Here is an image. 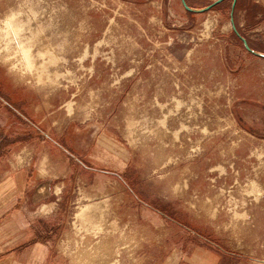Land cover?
<instances>
[{
  "label": "rangeland",
  "instance_id": "obj_1",
  "mask_svg": "<svg viewBox=\"0 0 264 264\" xmlns=\"http://www.w3.org/2000/svg\"><path fill=\"white\" fill-rule=\"evenodd\" d=\"M232 4L0 0V77L47 108L4 119L0 154L34 147L46 117L76 160L96 149L109 165L76 177L43 244L11 264H264V0ZM5 200L0 241L2 205H31Z\"/></svg>",
  "mask_w": 264,
  "mask_h": 264
},
{
  "label": "crops",
  "instance_id": "obj_2",
  "mask_svg": "<svg viewBox=\"0 0 264 264\" xmlns=\"http://www.w3.org/2000/svg\"><path fill=\"white\" fill-rule=\"evenodd\" d=\"M0 79L2 87L0 90L1 144L5 139L12 138L11 134H16L9 127L5 128L4 119L8 117V120L14 118L33 122L34 119L41 117L40 113L46 111L47 108H42L43 100L40 104H36L37 97L42 96L28 90L27 82L19 80L11 72H7ZM4 115L7 116L4 117ZM46 119L43 117L38 126H33V131L40 134L38 138L36 137L38 142L35 141L34 147L30 148L25 145L14 155L11 151L15 147L7 145V141L4 143L7 146H3L5 149L2 147L4 151L0 154V162L7 160L9 167L2 172L0 196L3 201H6L5 197L17 196L20 199L25 197L26 202L28 204L31 202V205L18 212L7 210L5 204L2 205L3 216L9 214L10 227L8 230H3V237L0 241L3 252L0 264H11L13 256L11 251L17 249L18 246H23L21 249L27 252L30 250L29 246L43 244V236L49 228L45 223L52 221L55 213H58L60 204L66 198L65 193L69 191L76 177H78V185L83 184L84 186V174L89 173L91 167L96 170L109 166L106 164V156L103 155L104 158H102L96 149L89 150L85 160H76L73 154L60 145L61 138L65 135L63 132L59 134L54 124L49 125L47 129L42 128L45 126L43 122ZM68 128L69 124L63 127V131H67ZM28 149L30 152L28 151L29 154L25 155L24 152ZM52 151L57 153L52 154ZM33 157H36V160H32ZM119 163L121 162L112 160L113 165ZM48 208H51L50 212H46ZM13 225L16 230L12 229ZM12 230L13 235H11Z\"/></svg>",
  "mask_w": 264,
  "mask_h": 264
},
{
  "label": "water",
  "instance_id": "obj_3",
  "mask_svg": "<svg viewBox=\"0 0 264 264\" xmlns=\"http://www.w3.org/2000/svg\"><path fill=\"white\" fill-rule=\"evenodd\" d=\"M225 0H217L216 2L210 4L209 6H207L206 8L204 9H201V10H195V9H192V8H189L186 1L185 0H182V3L183 5L185 6V8L187 9L188 12L190 13H198V12H206V11H210L212 10L214 7L218 6L219 4L223 3ZM236 3H237V0H233V4H232V9L234 10L235 7H236ZM233 14V13H232ZM232 23L234 22L233 18H232ZM233 29L234 31L236 32V34L239 36V33L237 32L236 30V27L235 25H233ZM240 39L242 40V42L246 45V48L247 50L251 51V49L247 46V43H246V40L244 38H241ZM258 55V54H257ZM264 57V56H263Z\"/></svg>",
  "mask_w": 264,
  "mask_h": 264
},
{
  "label": "trees",
  "instance_id": "obj_4",
  "mask_svg": "<svg viewBox=\"0 0 264 264\" xmlns=\"http://www.w3.org/2000/svg\"><path fill=\"white\" fill-rule=\"evenodd\" d=\"M216 7H217V6H216ZM189 14H190V15H194V13H190V12H189ZM236 30H237V28H236ZM234 33L236 34L235 31H234ZM236 35H237V34H236ZM237 36H238V35H237ZM238 37H239V36H238ZM239 38H240V37H239Z\"/></svg>",
  "mask_w": 264,
  "mask_h": 264
}]
</instances>
